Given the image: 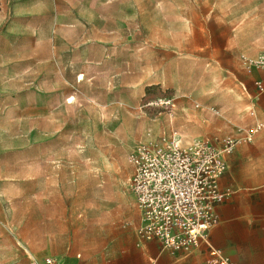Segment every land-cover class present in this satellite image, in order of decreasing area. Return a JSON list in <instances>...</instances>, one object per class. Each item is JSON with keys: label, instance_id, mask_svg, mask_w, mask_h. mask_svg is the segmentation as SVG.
<instances>
[{"label": "rangeland", "instance_id": "374dc122", "mask_svg": "<svg viewBox=\"0 0 264 264\" xmlns=\"http://www.w3.org/2000/svg\"><path fill=\"white\" fill-rule=\"evenodd\" d=\"M262 54L264 0H0V264H111L129 151L239 135Z\"/></svg>", "mask_w": 264, "mask_h": 264}, {"label": "built area", "instance_id": "2783aa9c", "mask_svg": "<svg viewBox=\"0 0 264 264\" xmlns=\"http://www.w3.org/2000/svg\"><path fill=\"white\" fill-rule=\"evenodd\" d=\"M251 62L264 69V54ZM254 86L258 93L264 92V76L255 80ZM262 126L258 122L241 135L186 146L179 138L135 144L128 160L132 168L129 188L139 213L137 239L155 240L163 250L185 255L205 245L214 263L234 264L209 244L208 236L218 223L217 205L234 193L232 187L220 185L227 170L226 157L237 144L251 142ZM40 264L81 262L46 257Z\"/></svg>", "mask_w": 264, "mask_h": 264}, {"label": "crops", "instance_id": "0c3cea01", "mask_svg": "<svg viewBox=\"0 0 264 264\" xmlns=\"http://www.w3.org/2000/svg\"><path fill=\"white\" fill-rule=\"evenodd\" d=\"M263 76L264 69L258 67L248 76L251 109L248 123L239 135L258 122L263 126L251 142L237 144L226 157L227 170L220 178V185L232 187L234 193L217 205L218 223L208 236L209 244L234 264H264V92L258 93L254 86V81ZM138 223L139 215L136 226ZM65 262H81V259L76 256ZM111 264L217 263L211 260L205 245L185 255L163 250L155 240L139 241L136 237L128 248L117 253Z\"/></svg>", "mask_w": 264, "mask_h": 264}]
</instances>
